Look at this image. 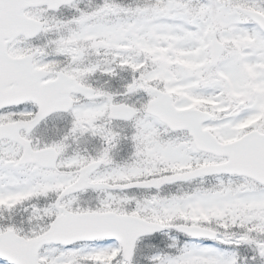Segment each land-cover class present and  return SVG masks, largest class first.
<instances>
[{"label": "snow or ice", "instance_id": "6c2138e0", "mask_svg": "<svg viewBox=\"0 0 264 264\" xmlns=\"http://www.w3.org/2000/svg\"><path fill=\"white\" fill-rule=\"evenodd\" d=\"M0 264H264V0H0Z\"/></svg>", "mask_w": 264, "mask_h": 264}]
</instances>
